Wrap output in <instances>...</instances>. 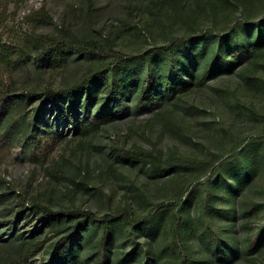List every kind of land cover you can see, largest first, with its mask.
<instances>
[{
	"label": "rangeland",
	"instance_id": "obj_1",
	"mask_svg": "<svg viewBox=\"0 0 264 264\" xmlns=\"http://www.w3.org/2000/svg\"><path fill=\"white\" fill-rule=\"evenodd\" d=\"M40 1L22 0L16 11L13 2L0 8L4 40H13L23 30L58 35L62 25H69L78 37L96 40L103 49L70 52L63 64L46 57L37 60L36 51L15 68L0 61V75L16 92L48 84L63 87L87 72L104 70L106 77L115 52L138 53L178 38L199 37L190 50L177 47L179 70L190 63L189 52H203L204 58L218 52L219 57L203 85L160 98L140 111L133 109L131 95L126 111L108 118L82 140L74 136L70 121L58 119L56 106L47 107L41 125L35 124L42 135L34 154L27 140L34 130H26L20 116L13 115L0 126V219L11 220L0 224V260L14 256L18 239L29 236L32 228L37 239L53 234L52 220L32 218L31 205L38 200L54 208L88 207L99 215L127 210V219H110L105 264H178L184 251L181 245L173 248L172 240L185 245L191 264H264V140L251 141L264 124V0H180V6L160 10V4L152 3L155 0H93L92 17L83 11L87 0ZM41 5L51 20L35 27L23 22ZM249 14L258 17L248 21ZM259 34L262 40L248 60L224 65L231 48H254ZM152 62L159 73H172L166 59ZM201 68L199 63L198 74ZM144 69L140 65L141 72ZM90 87L98 101L103 87L96 82ZM116 141L127 147L156 148L164 156L173 152L207 159L217 154L219 161L220 155L235 152L236 158L211 175L192 164L154 173L140 160H115ZM63 163L59 176L47 172L48 166L56 171ZM198 180L204 184L194 187ZM161 202L165 205L159 206ZM205 217L223 237L225 255L216 253L213 238L204 229ZM73 220L64 215L53 219L55 227ZM261 226L257 243L250 244ZM99 232L100 224L91 219L81 229L82 240L75 248L85 264H93L97 257ZM51 250L50 242H44L28 262L19 263L41 264L43 257L47 262Z\"/></svg>",
	"mask_w": 264,
	"mask_h": 264
},
{
	"label": "trees",
	"instance_id": "obj_2",
	"mask_svg": "<svg viewBox=\"0 0 264 264\" xmlns=\"http://www.w3.org/2000/svg\"><path fill=\"white\" fill-rule=\"evenodd\" d=\"M11 2H13L14 11H16L22 0H0V8L2 10L6 9ZM152 3L155 5L160 4L158 6L159 10L164 7L181 5L180 0H155ZM83 11L87 17H92L95 11L94 1L87 0ZM257 17L258 15L249 14L247 20L252 21ZM46 20H51V15L44 5L29 11L23 18V22L30 24L32 27ZM255 25L258 26V23H255ZM198 40L199 37L190 36L188 39L178 38L168 44L152 46L138 53L115 52L113 63L108 66L111 70L109 76H103L104 70L87 72L63 87H54L48 84L41 89L30 88L16 92L0 75V126L7 125L12 120L13 115L20 116L21 123L26 127V130H34L33 134L27 135V140L31 143L30 151L34 154L42 135L35 124L41 125L42 112L47 107L56 106L60 111L57 116L58 119L64 117L70 121L74 126V136H79V140H82L90 133L97 131L101 123L108 118L115 116L116 113L126 111L130 107L128 100L131 95L134 96L133 109L140 111L149 105L158 103L160 98L172 97L177 92H185L193 86L203 85L217 63L218 52L213 53L208 58H204L203 52H189L191 61L189 64L182 66L181 70L178 69L175 63L177 47L182 45L190 50V46ZM261 40L262 37L259 34L254 48L248 45L231 48L229 50L231 57L223 58L224 65L230 66V63H238L243 59L248 60L254 54ZM102 49V45L98 41L84 40L78 37L69 25H62L58 35L48 33L31 35L27 30H23L13 40L6 41L0 34V61L9 65L10 69L23 64L34 51L37 52L35 54L37 60L46 57L49 62L63 64L70 52L97 53ZM156 58L166 59L172 73H159L152 68V61ZM199 63L202 64L200 74H198V71L196 72ZM140 65L145 66L143 72L140 70ZM248 79L249 82H254L253 77L248 76ZM94 82L103 87V92L99 94L98 101H96L95 91L90 87ZM261 117L264 123V114H261ZM13 121L17 122L18 120ZM263 140L264 124L261 134L251 138V141ZM112 150L114 151L113 158L115 160H123L124 158L140 160L143 165H150L154 173H167L183 164H192L208 171L211 175L219 170L222 165L232 162L236 158V155H232L235 152L227 156L220 155L221 159L219 161V155L217 154H211L207 159H195L173 152L164 156L159 149H145L138 146L127 147L125 143L119 141L114 142ZM67 159V157L64 158L65 161ZM63 166L64 163L59 164L56 171L48 166L47 172L59 176L63 172ZM203 184L204 182L198 180L194 183V187ZM235 190L236 187L234 186ZM178 198L180 200L181 195H178ZM162 205H165V203H159V206ZM31 207L35 210V216H32V218L36 222L44 223L52 220L50 230L53 231V234L37 239L35 236L36 229L32 228L29 236L18 239V246L14 251L15 255L8 259H1L0 264H20L19 261L26 263L40 251L42 244L48 241L52 245L50 258L45 262L43 257L41 264H85L79 249L75 248V243L80 244L82 240L81 229L87 226L89 219L100 224V232L96 242L97 257L93 264H105L110 239V219L128 218L127 210H117L116 212L99 215L88 207L64 206L54 208L48 203L39 202L38 200H34ZM22 208L18 212L22 211ZM61 215L66 218L72 217L74 220L70 225L55 227L53 219ZM7 221L0 219V224ZM204 229L213 238L216 253L225 255V251L220 245V242L224 239L206 217ZM261 231L262 226L251 238L250 244L257 243ZM175 232L179 236V232ZM169 243L173 248H178L181 245L184 251V255L178 261V264H191L190 256H188L189 252H187L183 243L177 245V242L173 240Z\"/></svg>",
	"mask_w": 264,
	"mask_h": 264
},
{
	"label": "built area",
	"instance_id": "obj_3",
	"mask_svg": "<svg viewBox=\"0 0 264 264\" xmlns=\"http://www.w3.org/2000/svg\"><path fill=\"white\" fill-rule=\"evenodd\" d=\"M34 2L40 3L41 1L40 0H34Z\"/></svg>",
	"mask_w": 264,
	"mask_h": 264
}]
</instances>
